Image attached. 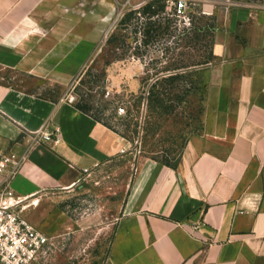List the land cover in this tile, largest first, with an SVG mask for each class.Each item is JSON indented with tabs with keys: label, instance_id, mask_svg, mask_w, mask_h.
<instances>
[{
	"label": "crops",
	"instance_id": "obj_1",
	"mask_svg": "<svg viewBox=\"0 0 264 264\" xmlns=\"http://www.w3.org/2000/svg\"><path fill=\"white\" fill-rule=\"evenodd\" d=\"M112 3L0 0V149L24 154L6 202L73 183L126 146L75 101L26 83L71 82L105 34ZM213 55L200 132L176 166L141 163L103 264H264V7L225 9ZM56 127L58 142L28 147V131Z\"/></svg>",
	"mask_w": 264,
	"mask_h": 264
},
{
	"label": "rangeland",
	"instance_id": "obj_2",
	"mask_svg": "<svg viewBox=\"0 0 264 264\" xmlns=\"http://www.w3.org/2000/svg\"><path fill=\"white\" fill-rule=\"evenodd\" d=\"M111 1L108 28L71 82L63 85L26 80L42 94L86 104L99 121L126 138L124 153L81 171L73 183L13 202L19 208L25 205L21 213L50 239L32 264H103L121 206L141 163L146 158L177 160L188 139L202 127L203 113L199 111L207 90L191 92L172 109L165 110L148 101V76L173 70L186 74L187 70L175 67L208 55L211 36L201 39L196 48L185 42L193 33V15L205 13L214 19L216 27L229 7H264V0H157V7L163 4L165 12L176 11L177 15L172 17L168 33L161 32L157 40L145 46L141 25L147 17L137 13V18L126 26L120 21L128 10L153 0ZM179 1H186L180 13L176 7ZM212 62L213 58L205 66ZM119 106H124L125 112L119 113Z\"/></svg>",
	"mask_w": 264,
	"mask_h": 264
},
{
	"label": "trees",
	"instance_id": "obj_3",
	"mask_svg": "<svg viewBox=\"0 0 264 264\" xmlns=\"http://www.w3.org/2000/svg\"><path fill=\"white\" fill-rule=\"evenodd\" d=\"M155 2H157V0L148 1L140 7L128 10L120 21L121 24L126 26L127 24H130L134 18H137V13L145 15L147 19L141 25L143 33L142 42L145 46L157 40L161 35V32L168 33L173 21L172 17L177 15L176 11L165 12L164 5L162 4L157 7ZM183 10L184 9H181L180 12ZM163 11L166 13L164 16L161 15ZM204 14L205 13L201 14L199 17H197V15H193L191 22L194 26L191 28L193 33L185 38V42L188 46L196 48L200 44L201 39L211 36L212 47L210 52H208V55L204 56L203 60H193L175 67H181L183 70H187L186 74L173 70L168 73L148 76L150 77V81L148 82V88L145 93L147 94L146 97L150 103L155 102L163 109L169 110L172 109L176 103L184 100V97L189 95L191 92L198 90H203V92H205L206 85L204 81V72L209 66L205 65L206 63H209L214 56L213 34L216 27L214 19ZM194 17L197 18L196 21L194 20ZM197 22L200 23L201 26H199ZM202 100H204V97H202ZM76 106L79 109L90 113V109L86 104L78 101L76 102ZM203 111L204 104L202 103L199 112L203 113ZM95 118L99 120L97 117ZM105 124L108 125L107 123ZM108 126L111 127L110 125ZM157 160L171 166H176L178 161V159L173 162L166 159Z\"/></svg>",
	"mask_w": 264,
	"mask_h": 264
},
{
	"label": "built area",
	"instance_id": "obj_4",
	"mask_svg": "<svg viewBox=\"0 0 264 264\" xmlns=\"http://www.w3.org/2000/svg\"><path fill=\"white\" fill-rule=\"evenodd\" d=\"M185 5L186 1H179L177 10L180 12ZM118 112H125V107L119 106ZM57 132V127L54 131H28L25 134L28 147L34 143L58 142ZM125 149L123 146L119 152L124 153ZM23 158L24 154L0 149V172L5 185L0 187V264H32L50 242L49 236L21 213L25 205L19 208L16 203L6 202V184L18 172Z\"/></svg>",
	"mask_w": 264,
	"mask_h": 264
},
{
	"label": "bare ground",
	"instance_id": "obj_5",
	"mask_svg": "<svg viewBox=\"0 0 264 264\" xmlns=\"http://www.w3.org/2000/svg\"><path fill=\"white\" fill-rule=\"evenodd\" d=\"M211 8V7H210Z\"/></svg>",
	"mask_w": 264,
	"mask_h": 264
}]
</instances>
